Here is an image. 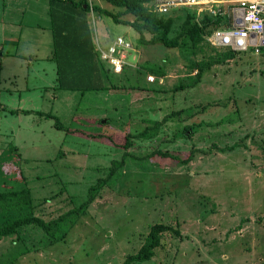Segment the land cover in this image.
Segmentation results:
<instances>
[{
  "label": "rangeland",
  "instance_id": "1",
  "mask_svg": "<svg viewBox=\"0 0 264 264\" xmlns=\"http://www.w3.org/2000/svg\"><path fill=\"white\" fill-rule=\"evenodd\" d=\"M217 5L158 12L173 20L170 38L207 24L202 40L187 36L183 47L170 49L92 10L70 9L64 23L53 5L52 28L50 0H0V19L5 9L26 27L19 48L33 69L25 79L46 87L37 103L52 116L0 117V147L22 146L27 180L19 186L11 178L0 191L28 187L35 214L50 221L80 208L90 189L107 180L86 213L65 218L52 235L27 226L15 244L4 238L0 264H123L156 224L181 236L165 232L153 259L132 264H264V48L237 53L213 46L206 36L219 25L207 11ZM118 37L132 48L116 73L97 50L105 53ZM4 78L0 96L7 101ZM91 119L107 121L96 125L102 141L84 134ZM145 129L152 135L139 137ZM128 135L126 149L120 144ZM157 151L180 159L194 152V164ZM16 216H0V223Z\"/></svg>",
  "mask_w": 264,
  "mask_h": 264
},
{
  "label": "trees",
  "instance_id": "2",
  "mask_svg": "<svg viewBox=\"0 0 264 264\" xmlns=\"http://www.w3.org/2000/svg\"><path fill=\"white\" fill-rule=\"evenodd\" d=\"M88 0H50L51 2V15L53 18V22L55 23V12L53 5L57 6L59 18L61 22L72 17L70 16L69 10H74L73 13L76 15L79 14V9H82L84 15H87L88 12L91 10L107 15L111 17L114 22L117 24H124L134 28L137 32L140 33L141 38L144 40L145 32L150 34L152 37L149 40V43L152 45L162 44L163 46L170 48V49H179L186 44L185 38L187 36H191V39L194 40L196 37L197 41L202 40L204 36V31L206 29L207 24L204 26H200L198 23L187 29H184L182 33L177 35L176 37L170 38L168 35L171 31V26L173 23L172 19H165L162 14H159L154 10V6H148V4L154 2L155 0H93L95 1L94 6H90L87 3ZM104 2L120 11L114 13L107 9H104L100 6V3ZM126 15H132L135 17L134 21H127L124 20L122 17ZM215 23L218 25L220 24V19L214 20ZM66 25V24H65ZM186 26H191L190 23L187 21ZM211 34H207V38ZM55 37V45L57 44V32L54 31ZM199 43V42H196ZM99 53V52H98ZM229 53V52H228ZM100 56V54H99ZM101 59V58H100ZM208 68V67H205ZM200 71V70H199ZM198 71V74H199ZM201 71L200 74L197 75V81L201 80ZM28 113V112H25ZM42 116H50L43 113H38ZM52 117V116H50ZM57 127L58 126V123ZM161 123H157L155 126L160 125ZM60 128V127H59ZM73 132V131H72ZM152 135L150 133V129H145L143 132L139 133V137L148 138ZM131 136V135H130ZM130 136L125 137V144L122 147L126 149L129 147L130 144ZM198 151V150H197ZM203 152V151H199ZM161 157L171 158L176 160L177 162L187 165L193 160L194 152L190 153L183 159L178 158L177 156L171 155L168 152L157 151L154 153ZM107 180L100 181L96 186L90 189L89 199L85 204H83L80 208L73 209L57 219L46 221L42 217L35 214L33 208V196L32 192L28 187L23 188L22 190L18 191H8V192H0V216H7V215H18L15 218H10L4 223H0V240L4 237L16 236L19 234V230L27 227V226H35L42 229L48 235H52L54 229H57L60 226L62 220L67 217H76L77 215L85 214L86 210L94 203L98 192L105 186ZM172 231L175 233L176 236H181V233L168 227L164 224H156L151 227V230L147 236L146 243L140 249V251L133 256H129L123 264H132V263H143L146 261H150L155 257V250L162 246V236L165 232Z\"/></svg>",
  "mask_w": 264,
  "mask_h": 264
},
{
  "label": "crops",
  "instance_id": "3",
  "mask_svg": "<svg viewBox=\"0 0 264 264\" xmlns=\"http://www.w3.org/2000/svg\"><path fill=\"white\" fill-rule=\"evenodd\" d=\"M33 4H36V2ZM0 12L2 13L1 10ZM5 13L6 12L4 9L2 18L0 19V34L2 35L3 38V42L2 43L0 42V61L2 62L0 68V80L2 76H6V78H4L6 82V86L4 87L3 91H5L10 96L7 101L4 100L3 98L1 99L0 96V117H5L6 119H8L9 116L11 118L16 117L17 120H22L24 116L41 117L38 115V112L44 113V111L42 110L41 106L37 103V100H40V96L44 92L43 89H45L46 87H44L43 84L41 85L34 84L32 86H29V82L25 78L27 77V73L30 72V69H33L32 68L33 59L31 60L27 59L28 54L27 53L24 54V52H22V50H20L19 48V44L23 39V33L25 32L26 27L21 21L14 22L11 18L10 13H7L9 14L7 15V17L5 16ZM49 13L51 14V6L49 9ZM50 18H51L50 23L53 28V24H52L53 19L51 16ZM2 44L10 45L13 47L16 46L18 48L14 50L12 48L11 51L9 50L6 51L5 48L1 46ZM147 121L149 122L150 120ZM98 122L99 121L96 119H91L90 123H92L93 126L90 127L91 128L90 130H86L85 131L86 133H84L93 141H102V139H104L105 136L102 133V130L98 129L96 125L102 126L103 124H106L107 121L99 124ZM147 126L149 127L150 125L147 124ZM73 132L76 133L77 131L73 130ZM11 134L13 135L14 132L12 131ZM120 146H123V143L122 145L120 144ZM11 147L9 146L0 147V169L2 170L4 175L0 179L1 182L0 184H5V182L11 183L13 181H11L10 179L14 178L15 181L21 183V185L19 186L22 185L26 186L27 180L25 178L23 170L19 166L22 159L24 158L22 153V146H20V148H18L17 146H13L12 148ZM8 149L13 154H11V157L5 158L4 154ZM199 150L203 151L201 149ZM190 164L193 165L194 162H191ZM13 175H15V177ZM5 186L6 185H3V187ZM23 188H16L12 190L9 189L0 192L18 191V190H22ZM4 238H8L11 242H13V244H15L16 241L19 240L17 236H10ZM4 238L0 240V244L3 242L2 240ZM14 246H17V244ZM2 257L3 256L0 255V259Z\"/></svg>",
  "mask_w": 264,
  "mask_h": 264
},
{
  "label": "built area",
  "instance_id": "4",
  "mask_svg": "<svg viewBox=\"0 0 264 264\" xmlns=\"http://www.w3.org/2000/svg\"><path fill=\"white\" fill-rule=\"evenodd\" d=\"M154 10L167 12L174 6H206L218 4L217 9L211 6L209 11L220 24L209 39L213 46L237 53H258L264 48V0H156ZM200 10H204L201 9ZM210 14V15H211ZM226 19V20H225ZM130 44L123 37L108 47V51L97 50L103 61L110 63L112 69L119 73L126 66ZM155 82L154 76L147 78Z\"/></svg>",
  "mask_w": 264,
  "mask_h": 264
}]
</instances>
